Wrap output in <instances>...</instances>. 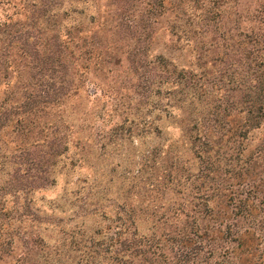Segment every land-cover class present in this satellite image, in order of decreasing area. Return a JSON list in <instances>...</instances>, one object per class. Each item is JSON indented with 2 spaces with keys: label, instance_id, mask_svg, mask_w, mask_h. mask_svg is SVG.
<instances>
[{
  "label": "rangeland",
  "instance_id": "rangeland-1",
  "mask_svg": "<svg viewBox=\"0 0 264 264\" xmlns=\"http://www.w3.org/2000/svg\"><path fill=\"white\" fill-rule=\"evenodd\" d=\"M146 1L135 0L130 12L124 0H56L48 14L60 29V62L44 59L57 30H42L44 57L27 56L10 34L30 26L31 13L24 14L20 3L0 5V206L34 213L43 223L65 217L67 225L94 233L112 225L125 202L160 206V216L175 214L172 206L198 201L192 196L199 181L190 179L198 162L184 147L177 118L182 107L168 108L165 86L158 92L160 82L140 73L143 59L165 54L193 70L204 91H233L219 80L222 74L225 82L231 78L228 58L217 60L231 43L224 36L231 32L237 40L240 30L256 27L264 0H169L165 15L152 16L154 28ZM178 5L180 28L174 30ZM141 17L150 46L134 38ZM42 22L47 26V17ZM67 37L74 39L69 45ZM68 124L74 130L70 139ZM176 158L179 169L169 166ZM229 176L226 183L235 184ZM83 204L99 209L77 215ZM152 225L138 221L139 234H149ZM41 230L58 235L54 228ZM258 262L264 264V256Z\"/></svg>",
  "mask_w": 264,
  "mask_h": 264
},
{
  "label": "trees",
  "instance_id": "trees-1",
  "mask_svg": "<svg viewBox=\"0 0 264 264\" xmlns=\"http://www.w3.org/2000/svg\"><path fill=\"white\" fill-rule=\"evenodd\" d=\"M134 1L124 0L123 8L132 12ZM5 2L0 0V5ZM8 2L15 6L20 3L24 14L31 13L27 18L32 19L30 26L10 34V41L19 42L27 56L42 58L39 41L43 28L57 30L44 59L60 62L59 56L64 53L60 29L56 24L51 25L48 14L56 0ZM146 3V15L153 14L149 18L153 23L147 21L152 27L155 24L152 16L165 15L169 0H147ZM176 8L174 30L180 28L177 23L181 20L180 5ZM46 17L47 26H44L42 19ZM144 18H137L138 35L134 38L147 40L150 46V32L145 33L140 26ZM255 19L260 23L240 30L237 40L231 32L224 36L231 43H226L223 56L217 58L229 60L226 67L231 78L225 82L222 74L219 80L225 87L231 85L229 88L233 91L216 94L204 91L193 70L180 68L165 54L151 61L143 59L142 76L148 74L153 82H160L158 92L165 86L164 93L170 100L168 108L182 107L177 117L182 125V141L198 162V173L190 178L199 181L192 196L197 202L172 206L170 210L175 214L164 212L160 216L157 215L160 206L125 202L114 215L112 225L94 233L81 225H67L65 217L57 221L52 216L43 223L34 213L26 216L24 212L18 213L17 208L15 212L6 209L3 204L0 206V264H260L258 260L264 256V4ZM150 31L154 34L153 29ZM68 38L64 43L69 45L74 39ZM63 77L71 87L68 74ZM68 130H71L67 136L70 139L74 132L71 124ZM128 130L133 133L132 129ZM74 139L81 144L79 136ZM181 165L176 158L169 166L179 169ZM227 174L237 182L226 183ZM107 194H103L104 199L109 198ZM85 198L81 197V202ZM85 206L88 205L83 204L77 215L96 213L99 209ZM180 212L185 216L182 219ZM141 220H150L153 224L147 235L139 234L137 224ZM43 226L45 230L57 229L58 235L43 233Z\"/></svg>",
  "mask_w": 264,
  "mask_h": 264
}]
</instances>
